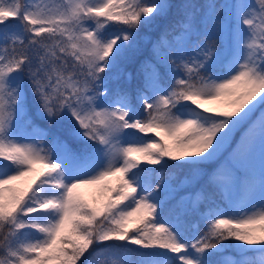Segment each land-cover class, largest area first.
I'll list each match as a JSON object with an SVG mask.
<instances>
[{
    "label": "snow or ice",
    "instance_id": "obj_1",
    "mask_svg": "<svg viewBox=\"0 0 264 264\" xmlns=\"http://www.w3.org/2000/svg\"><path fill=\"white\" fill-rule=\"evenodd\" d=\"M0 264H264V0H0Z\"/></svg>",
    "mask_w": 264,
    "mask_h": 264
},
{
    "label": "trees",
    "instance_id": "obj_2",
    "mask_svg": "<svg viewBox=\"0 0 264 264\" xmlns=\"http://www.w3.org/2000/svg\"><path fill=\"white\" fill-rule=\"evenodd\" d=\"M170 3L173 5H178L181 3H184L185 0H169ZM193 3H200L202 0H191ZM176 8H173L169 11V14L167 17L158 18L157 21L150 27H141L139 36L137 38V43L139 45L141 54L137 57L134 63L126 64L124 65V75L121 77L119 81H113L111 83L112 87H115L117 83L121 87H126L134 90L136 86L141 82V71H140V65L141 62L146 59H151V52L148 49V43H145L144 40L146 37L152 38L153 35L161 34V32L164 31V29L171 25L173 19L175 18ZM131 74V80L129 81L127 79V75ZM29 107L31 108V104H29ZM34 112V109H32ZM35 123L39 124L41 127H47L46 123L44 121L35 120ZM141 136V135H140ZM144 136L143 138H145ZM148 167V166H147ZM209 168L213 167V165H209ZM188 191H192V189H189ZM180 195H184L183 192L177 193V197ZM175 203V201H170V204ZM197 217L189 216L188 217V223L191 224L192 221L196 220ZM200 230H203V225L201 224ZM186 235L189 239H191L193 235V231L190 227H186L185 229ZM99 259L103 260L104 257H100Z\"/></svg>",
    "mask_w": 264,
    "mask_h": 264
},
{
    "label": "rangeland",
    "instance_id": "obj_3",
    "mask_svg": "<svg viewBox=\"0 0 264 264\" xmlns=\"http://www.w3.org/2000/svg\"><path fill=\"white\" fill-rule=\"evenodd\" d=\"M249 2H251V0H249ZM159 36H160V34L153 35L152 38H150L148 36V37H146L147 40H144L145 43H148V49H149L150 52H151L152 42L155 41L157 39V37H159ZM137 135H139V136L141 135V138L142 139H148V136H146L145 138H143L144 137L143 134L137 133ZM149 136H151L152 139H156V137L155 136H152V134H149ZM239 136H240V133L238 132L236 134V136H235V139L238 140L239 139ZM232 147H235V145L233 144ZM228 150L229 149L226 148V150L224 152V155L225 156L227 155ZM141 167H147V165H141ZM148 167H150V166H148ZM213 167H214V165H213ZM240 175H242V173ZM80 191L87 196V195L93 193L95 190L94 189H91V188H86V189H81Z\"/></svg>",
    "mask_w": 264,
    "mask_h": 264
}]
</instances>
